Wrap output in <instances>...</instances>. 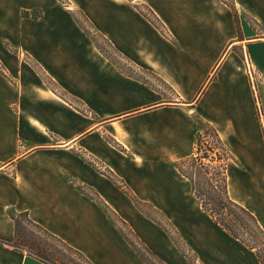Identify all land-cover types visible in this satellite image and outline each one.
I'll return each instance as SVG.
<instances>
[{"label":"crops","instance_id":"1","mask_svg":"<svg viewBox=\"0 0 264 264\" xmlns=\"http://www.w3.org/2000/svg\"><path fill=\"white\" fill-rule=\"evenodd\" d=\"M234 2L264 27V0ZM77 13L145 81L106 57ZM252 47L264 57V38H240L223 0H0V264H45L15 248L12 215L22 213L83 253V243L112 238L118 255L85 252L93 264H143L104 209L127 215L144 241L145 218L126 190L178 218L199 253L196 264H261L194 203L177 168L195 152L200 117L231 156V199L264 230V114L242 58L249 53L258 67ZM151 227L161 240L155 251L187 264Z\"/></svg>","mask_w":264,"mask_h":264},{"label":"rangeland","instance_id":"2","mask_svg":"<svg viewBox=\"0 0 264 264\" xmlns=\"http://www.w3.org/2000/svg\"><path fill=\"white\" fill-rule=\"evenodd\" d=\"M223 2L227 4L228 7L233 12L240 38H247L251 40H256L260 37L264 38V27L262 24H259L256 21H254L246 13H239L237 8L235 7L234 0H223ZM138 9L140 10V12L143 13V15L152 17L151 12L148 10V8H145V5L140 4V6H138ZM76 15L78 19L80 20V22L83 24V26L87 28V30H89L95 36V33H94L95 29L92 27L89 20L87 21L86 19H84L83 15L81 14L77 13ZM95 37L101 47H103L110 54H112L115 59L119 60L113 54V52L108 47V45H106V43L101 38H99L98 36H95ZM245 51L248 53V50H245ZM251 52L254 58L256 59L257 65L260 69L254 65L252 58L249 56V53L247 56H245V54L243 53L242 58L245 62V66H247V64L249 63L253 69L254 78H255V90H256L255 97L259 103L258 112L259 114H262L263 116L264 114V57H263L262 48L260 47H252ZM120 63H122V66L127 71H133L135 74L138 72V71H135L130 65L128 66L123 61H120ZM137 76L145 77V75H143V72L142 73L138 72ZM152 83L155 86H159L163 89H167V87L161 85L157 81L152 80ZM263 136H264V126H263ZM206 141L207 143L204 140L202 141V144L199 145L200 146L199 156L201 157L204 155H208L210 156V160H211V157L215 158V154L219 152L216 149V141L213 138H208ZM203 162L213 167L218 165L217 162H210L209 160H205V159H203ZM237 191L239 192L237 194L239 195L242 194L240 192L241 190H237ZM91 195L93 194L91 193ZM128 197L131 199V201L134 203L136 208L143 214V217L145 218V239L144 241L141 239V237L137 233L138 231L141 235L139 228H136L138 229L136 231L135 228L131 225V221H127L125 219V217L129 219L127 215L125 214L121 215L115 210H110L108 207H105V206H104V209H105L107 218L109 219L111 225L117 230L119 235L132 248L133 252L136 254V256H138V258L141 260L143 264H172L173 263L172 258L168 259L164 255L158 254L159 250L155 251V249L153 248V246L156 247L159 244L161 245V240L160 238H157L156 236L157 233L153 234L151 233V231H149V228H152L151 224L159 226L163 230V232H165L167 236L166 240L169 244L168 246L166 243L167 247H169L172 250L175 249L177 252L179 251L186 258L189 264L197 263L199 253L194 250L196 249V247L193 244V242L190 240L187 233L185 232V229L181 228V226L178 224L177 222L178 218H176L173 215H167V214H164L158 211L150 203L149 204L151 206L150 205L147 206L144 204L142 206L144 207V210H142L135 204L134 202L135 200L131 196H128ZM240 198L242 199L243 197L240 196ZM253 200L256 201V199L254 198ZM253 200L248 201L249 203H251L250 205H255L259 207V205L257 203H254ZM140 201L143 202V200H140ZM193 201L194 203L197 201L196 198H194V196H193ZM145 203H148V202L145 201ZM181 217H182L181 218L182 221L183 220L185 221L184 219L185 217L187 218V216L185 217L181 216ZM196 221L200 223L202 220L196 218ZM21 224L24 228L27 229V232L21 230L22 238H24L25 241L29 242V244L27 243L29 247H26L25 250L27 251H29L30 249H34L37 251L39 250L40 255L45 257L47 260H49L50 264H89V263L93 264V262H91L89 257L85 255V252L90 257L99 259V260H104L109 257H115L119 253V250L115 247L114 240L110 237H107V238L103 237L100 241L96 243H83L80 247L82 250H85L84 253L83 251L71 246L72 248L80 252L89 261L88 263L79 254H76L70 249L64 247L62 244H60L55 239L40 232L39 229H37L33 225H30L25 219H21ZM248 249H246V253H249ZM162 250L165 252L166 255H172L174 252L172 250L171 252H167L166 248H162ZM42 251H44L45 254ZM202 257L204 256L202 255ZM180 262L177 261L175 263L177 264L183 263V262L182 263Z\"/></svg>","mask_w":264,"mask_h":264},{"label":"trees","instance_id":"3","mask_svg":"<svg viewBox=\"0 0 264 264\" xmlns=\"http://www.w3.org/2000/svg\"><path fill=\"white\" fill-rule=\"evenodd\" d=\"M74 16L77 22L80 24V26L91 37V39L96 44L98 49L106 57H108L115 65H117L123 73L129 76L137 77L138 79L145 81V79L135 75L133 71L125 70V68L122 66V63H120V61H123L127 65L128 63L123 59V57L116 51L113 45L105 37L100 35L97 31L94 32L95 36L101 38L120 61L115 59L112 54H110L107 50L101 47L96 37L89 30H87V28L83 26V24L78 19L77 15ZM84 19L88 21L87 18L84 17ZM131 67L133 68V66ZM133 69L135 70V68ZM47 84L54 91L58 92L57 87L53 82L47 80ZM61 95L64 99L69 100L64 94ZM70 102L76 104L75 101H70ZM197 125H198V132L195 138V152L189 158L178 163L177 168L179 169L182 175H184L186 178L190 180L192 184L193 194L199 206L203 209V211L210 216V218L215 222V224L219 225L231 237L235 238L236 240H239L244 246H246L250 250L255 251L261 264H264L263 228L261 227L257 218L252 212H250L248 209H246L242 205L232 200L229 195L227 169H228V161L231 159V156L228 150L226 149V147L224 146L218 132L211 124L204 121L202 118L198 117ZM208 138H213L216 141V149L219 152L215 154V158L211 157V160H210V156L208 155H204L201 157L199 156V151H200L199 145L202 144V141L204 140L207 143L206 140ZM203 159L209 160L210 162H217L218 165L215 167L209 164L207 165L206 163L203 162ZM211 170L213 171V173ZM109 177L113 181H115L122 189L126 190L124 184L121 181H119L114 176L109 175ZM127 191L128 190H126V193L135 200L134 201L135 204L140 209L144 210V207H142L144 204L147 206L150 205L149 203L140 201L133 194ZM12 217L15 222V234H16L15 248L23 251H27L25 249L26 247H29L28 245L29 242L25 241L24 238H22L21 236V230L27 232V229L24 228L21 224V219H25L30 225H33L37 229H39L40 232L55 239L64 247L70 249L76 254H79L81 257L85 259V261L89 263V261L76 249L67 245L63 240L49 233L40 225L34 223L29 218L28 214L26 213L13 214ZM27 252L30 256L34 257L35 259L45 264H50L49 260H47L45 257L40 255L39 250L37 251L34 249H30ZM42 252L45 254L44 251Z\"/></svg>","mask_w":264,"mask_h":264},{"label":"built area","instance_id":"4","mask_svg":"<svg viewBox=\"0 0 264 264\" xmlns=\"http://www.w3.org/2000/svg\"><path fill=\"white\" fill-rule=\"evenodd\" d=\"M245 68H246V72H247V74H248V76L250 78L252 87L255 88V78H254L253 69H252V67L250 66L249 63L247 64V66Z\"/></svg>","mask_w":264,"mask_h":264}]
</instances>
